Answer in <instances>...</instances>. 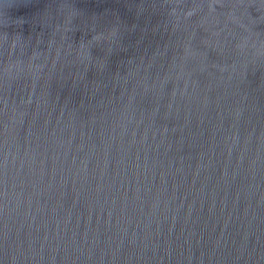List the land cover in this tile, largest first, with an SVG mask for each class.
<instances>
[{"label": "water", "instance_id": "95a60500", "mask_svg": "<svg viewBox=\"0 0 264 264\" xmlns=\"http://www.w3.org/2000/svg\"><path fill=\"white\" fill-rule=\"evenodd\" d=\"M0 264H264V0H0Z\"/></svg>", "mask_w": 264, "mask_h": 264}]
</instances>
